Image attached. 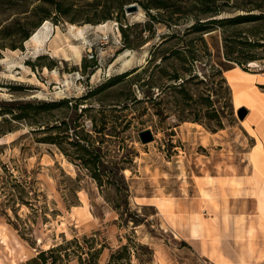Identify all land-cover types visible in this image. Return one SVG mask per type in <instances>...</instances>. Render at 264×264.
<instances>
[{
  "label": "rangeland",
  "instance_id": "obj_1",
  "mask_svg": "<svg viewBox=\"0 0 264 264\" xmlns=\"http://www.w3.org/2000/svg\"><path fill=\"white\" fill-rule=\"evenodd\" d=\"M160 1L0 0V264H108L111 254L110 264H264V244L259 252L252 245L264 238V217L248 109L253 102L264 108V46L251 49L256 59L245 67L223 55L227 36L240 60L249 48L237 40L264 42V0H163L167 8H156ZM130 4L137 10L126 12ZM246 13L260 18L185 34L198 20ZM46 21L50 35L35 45L29 38ZM101 23L107 27L98 29ZM55 26L68 45L52 51ZM170 34L177 37L160 44ZM186 47V59L162 58ZM173 70L196 76L187 85L191 99L172 87ZM236 70L256 80L251 97L238 93L243 81L230 80ZM206 95L221 128L204 124ZM66 98L67 106L35 115L37 124L9 113L18 104ZM60 120L69 123L59 132L61 148L31 131ZM146 131L151 139L142 142ZM75 136L118 167L105 170L109 181L103 175L100 185L74 159Z\"/></svg>",
  "mask_w": 264,
  "mask_h": 264
},
{
  "label": "trees",
  "instance_id": "obj_2",
  "mask_svg": "<svg viewBox=\"0 0 264 264\" xmlns=\"http://www.w3.org/2000/svg\"><path fill=\"white\" fill-rule=\"evenodd\" d=\"M162 7L163 9L167 8V5L163 2V0H161L159 2V4H157L156 8H160ZM116 11H120L122 12V6H116L115 7ZM118 16V14H117ZM116 16V18H118ZM148 16L150 17V19H154L156 16L153 14H148ZM105 18H109L108 15ZM260 16L257 14H236L230 17H224V18H208L206 20H198L195 23H193L187 32H185V34L188 33H202L204 31H208V30H212L216 27H222L224 25H233V24H237V23H242V22H249V21H255L256 19H259ZM121 31L125 34L126 29L123 28L122 26H120ZM126 36V34H125ZM29 37L28 33H24L23 34V39L26 40ZM175 37H177V35L175 34H170L169 36H166L161 42L162 43H166L172 39H174ZM199 40H201L205 45L204 39L202 38V36L198 37ZM231 39V36H227L224 40H225V44H224V51H223V55L224 58L226 59L227 62H236L238 65L240 66H244V64L246 62H250V61H254V59H256V54L252 52L251 49H255V48H259L264 46V42H260L258 39L256 38H252L250 39V37H242L241 39L237 40L238 44L244 47H248L249 50L247 51L246 54H244L242 56L243 60H240L236 57L232 56L233 53V49L228 46L227 43H229V40ZM15 48V47H14ZM186 50H188V52L190 51L188 47L184 48V49H177V48H172L167 55H163L162 58L163 59H167L173 55H177L178 57H183V53L187 52ZM205 51H207V48L205 47ZM186 57V56H185ZM181 59V58H180ZM182 59H186V58H182ZM194 59V58H193ZM96 63H93L91 66H95ZM84 68H86V65H84ZM227 68H231L230 66ZM225 68V69H227ZM213 72L215 75L219 76L221 82H225V78L224 76H222V70L220 68H212ZM224 69V70H225ZM144 70V68H143ZM135 70H133L132 72H134ZM129 73L126 74H121V75H117V76H112L110 78H108L107 80H105L103 83H101L99 86H97L96 88H93V90H90L87 92V94L85 96L90 95L91 93H93L94 91L103 89L105 87L111 86L112 84H114L115 82L118 81V79L127 76ZM189 74V73H188ZM179 77L181 78L180 80ZM195 75L189 76L186 78V76H180L176 70H173V74L170 75V78L173 79L175 82H177L176 84H172V87L175 88L178 86L179 89H181L184 93H185V99H191V95L189 94V89L187 88L188 83L195 78ZM81 98V97H80ZM204 99V105H205V111H204V118H206L209 122L205 121V126L209 127L210 125V121H214L211 124L213 125V127H218L221 128L222 127V122H221V116H219V114H217L215 112V110H213V108H211L212 104H211V100L209 95H206L205 97H203ZM67 102H68V98L66 99H60V100H55V101H47V102H39L37 104L34 103H22V104H18L17 109L18 112H14L12 110H10V114L12 115L13 120H30L31 124H37L36 120L34 119V116L37 115L38 113H42L45 111H49L53 108H56L58 106H67ZM12 104V103H9ZM74 108H76L77 104H74ZM86 109L83 108L82 111ZM2 114V113H1ZM193 121H199L198 116L194 117L192 119ZM68 124V127H67ZM77 127H80L81 129L84 128L83 124L80 123L77 125ZM62 128H69V123H66L65 120H60L59 122L56 123H49L47 125H44L43 127L38 126L36 128H34L33 130H31L34 133H42L43 135L39 138L40 142H45V143H50V144H54L57 147L61 148V142L59 141V137H61L59 135V132ZM70 129H72L71 133H75L76 132V127H70ZM66 131V130H65ZM97 131V130H96ZM100 132V131H97ZM88 134V132H86ZM76 137V136H75ZM67 138H70L69 136H67ZM70 144H72L74 147H76L77 152L74 153V159L80 161V163L82 165H84V167L89 171L91 177L101 185V182L103 181L102 176L104 175L106 178V181H109L110 177L109 175H105V170H107V172H111L112 174L116 173L118 171V167L112 165V163L108 160L103 159L101 156H99V152L97 151V147L94 146V143L92 141H89L85 138H80V137H76L75 141L70 140L69 141ZM63 153L66 156H69L70 154L67 153L65 150H62ZM19 199V198H18ZM44 251L40 252V257H43ZM91 256L93 254H90ZM115 256L113 254L110 255V259L108 264H110V260H114ZM89 263L91 264L90 260ZM97 264V263H96Z\"/></svg>",
  "mask_w": 264,
  "mask_h": 264
},
{
  "label": "crops",
  "instance_id": "obj_3",
  "mask_svg": "<svg viewBox=\"0 0 264 264\" xmlns=\"http://www.w3.org/2000/svg\"><path fill=\"white\" fill-rule=\"evenodd\" d=\"M230 69H232V68H227L224 71H227ZM255 81L256 80L253 78L246 77V79L243 81L244 83H242L244 85H241V88H240L241 90L239 89L238 93H241V95L243 93H245L251 97L252 95L248 93L247 89L251 88L252 86H255L254 85ZM249 84L252 86L250 87ZM262 94H263V92H262ZM243 104H244V102H242L240 104V106H245ZM249 110H251V120L254 123L253 124L254 128L252 127V130H255L254 131V135H255L254 138L256 140L255 146L251 149V151L249 153V159H250L251 165H253L255 170L257 171V176H259V180H260V190H261L260 194H261L262 198H261V201L260 200L256 201V206H257V209L259 208L258 216L260 218H263L264 217V129L262 130V128H260V125L259 126L257 125V122L261 121L264 123V121H263L264 120V108L261 107L260 105L256 104L253 106L252 109H249ZM190 124L200 127V125H198L197 123H190ZM263 128H264V124H263ZM241 206H242V204H241ZM215 231L217 234L216 229H215ZM258 237L262 238L259 240V243L252 241V245L254 246L256 252H259L260 251L259 248H262V246L264 244V238L261 236H258ZM256 245H258V247H255ZM221 248H222V245H221ZM222 251L224 252L223 248H222ZM224 255L226 256L225 252H224ZM263 258H264V254H263L262 259Z\"/></svg>",
  "mask_w": 264,
  "mask_h": 264
},
{
  "label": "bare ground",
  "instance_id": "obj_4",
  "mask_svg": "<svg viewBox=\"0 0 264 264\" xmlns=\"http://www.w3.org/2000/svg\"><path fill=\"white\" fill-rule=\"evenodd\" d=\"M107 27V23H101L99 25H97L98 29H105ZM71 28L75 30L76 34H79L81 36H83V27H78L75 26L74 24H71ZM105 31V30H104ZM49 27L47 25V21L43 24V27L36 30L35 32H33L29 38L30 41H32L35 45H42V43L44 42V40L46 38H48V36L50 35L49 33ZM63 33V32H62ZM61 32L58 28V26L54 27V31L52 33L51 37H54V39L52 41H49L48 46L49 49H51L52 51H57L58 49H60L61 47H63L64 45H68V38L66 36V34L64 35V37H61ZM74 52L76 53L78 60L80 59V53L78 52V49H74ZM235 70V69H234ZM239 70L243 73V74H250L247 71L242 70L241 68H239ZM242 73L238 72L236 70V72H234L231 76H230V80H235L238 83H242V81L245 80V76L242 75ZM248 77V76H247ZM256 93V96L258 97V99H261L258 96V93ZM235 94V93H234ZM237 102V101H236ZM259 102L262 103V105H264V100H260ZM256 102H253L250 107L248 109H252ZM255 122V121H254ZM260 122V121H259ZM264 124V123H263Z\"/></svg>",
  "mask_w": 264,
  "mask_h": 264
},
{
  "label": "water",
  "instance_id": "obj_5",
  "mask_svg": "<svg viewBox=\"0 0 264 264\" xmlns=\"http://www.w3.org/2000/svg\"><path fill=\"white\" fill-rule=\"evenodd\" d=\"M124 10L126 12L136 11L137 10V6H136V4L126 5V6H124ZM242 117H243V115H240V118H242ZM143 135H147L149 138L142 139V142H146L147 140H150L151 139V135H150V132L149 131H146L145 133H143Z\"/></svg>",
  "mask_w": 264,
  "mask_h": 264
}]
</instances>
